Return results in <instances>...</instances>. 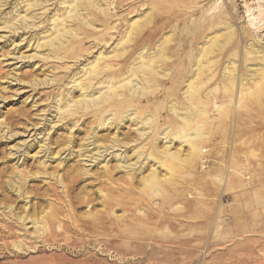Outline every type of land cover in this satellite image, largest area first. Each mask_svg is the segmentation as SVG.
<instances>
[{"label":"rangeland","instance_id":"rangeland-1","mask_svg":"<svg viewBox=\"0 0 264 264\" xmlns=\"http://www.w3.org/2000/svg\"><path fill=\"white\" fill-rule=\"evenodd\" d=\"M262 12L0 0V264H264Z\"/></svg>","mask_w":264,"mask_h":264},{"label":"bare ground","instance_id":"bare-ground-1","mask_svg":"<svg viewBox=\"0 0 264 264\" xmlns=\"http://www.w3.org/2000/svg\"><path fill=\"white\" fill-rule=\"evenodd\" d=\"M262 14H263V16H262ZM261 17H262V20L264 21V13L262 12L261 13ZM257 30H259V28L257 29ZM215 39L216 38H214V41H215ZM245 40L246 41H251V43H250V49L249 50H246V53H245V55H246V57H245V62H256V63H258V65H261L262 64V66H263V68L262 69H260V70H257L256 72L259 74V75H261L262 76V78H264V55H262V56H258L259 54H261V48L257 45V42H255V40H254V36H253V32H252V30L251 29H248L247 30V32H246V35H245ZM226 41V40H225ZM229 43H228V41H226L225 43H224V47H226L227 45H228ZM232 45V44H231ZM231 45H229L228 47L229 48H231ZM213 48V47H212ZM253 48H256L255 50H252ZM165 50H166V48H165ZM223 50V48H220V49H218L217 48V54L218 55H221V54H223L221 51ZM162 51H164V50H162ZM205 54H206V51H205V49H203V48H201L200 49V51L198 52V54H197V56H200V58H203L202 60H204L205 58ZM255 56V58L253 57L252 59H248V56ZM207 59V58H206ZM201 60V59H200ZM198 61V60H197ZM207 61V60H206ZM208 62V61H207ZM201 63V62H200ZM203 63V62H202ZM206 65V64H205ZM205 65H203V66H205ZM202 66V67H203ZM207 66V65H206ZM232 69V68H231ZM221 110V109H220ZM219 110V111H220ZM198 112V111H197ZM197 114V113H196ZM193 115H195V114H193ZM182 130H185L184 128H181L180 130H179V132H178V134L180 135V136H182L181 135V133L183 134V132L184 131H182ZM186 134H187V132H185ZM186 134H183V135H185L186 136ZM195 145L192 143L191 144V148H192V151H194L195 150Z\"/></svg>","mask_w":264,"mask_h":264}]
</instances>
